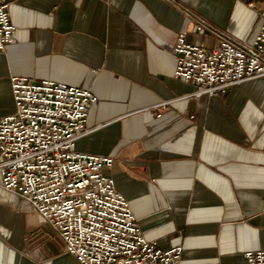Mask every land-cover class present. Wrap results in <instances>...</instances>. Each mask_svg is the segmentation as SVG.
Instances as JSON below:
<instances>
[{"label":"crops","instance_id":"crops-1","mask_svg":"<svg viewBox=\"0 0 264 264\" xmlns=\"http://www.w3.org/2000/svg\"><path fill=\"white\" fill-rule=\"evenodd\" d=\"M264 0H11L0 115L11 75L89 89L78 150L110 175L148 240L178 264H245L264 250V75L210 96L174 75L173 47L249 41ZM199 21L206 25L196 28ZM165 103L161 116L155 106ZM1 181V179H0ZM0 264H80L33 205L0 182Z\"/></svg>","mask_w":264,"mask_h":264},{"label":"built area","instance_id":"built-area-1","mask_svg":"<svg viewBox=\"0 0 264 264\" xmlns=\"http://www.w3.org/2000/svg\"><path fill=\"white\" fill-rule=\"evenodd\" d=\"M11 0H0V50L14 41L8 15ZM249 41L221 36L218 46L189 43L180 32L173 47L178 78L193 94L214 96L243 80L264 75V6ZM206 25L199 21L196 28ZM13 110L0 115L1 185L27 199L62 238L80 264H178L181 246L162 249L148 240L127 198L103 169L109 155L78 150L88 131L97 97L86 88L11 75ZM164 102L155 106L161 116ZM245 264H264V250L248 251Z\"/></svg>","mask_w":264,"mask_h":264}]
</instances>
